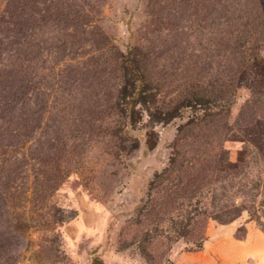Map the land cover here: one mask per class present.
<instances>
[{
  "label": "rangeland",
  "instance_id": "1",
  "mask_svg": "<svg viewBox=\"0 0 264 264\" xmlns=\"http://www.w3.org/2000/svg\"><path fill=\"white\" fill-rule=\"evenodd\" d=\"M0 264H264V0H0Z\"/></svg>",
  "mask_w": 264,
  "mask_h": 264
}]
</instances>
